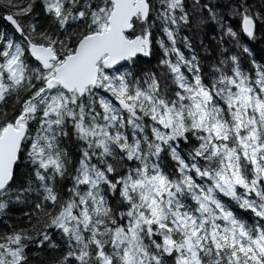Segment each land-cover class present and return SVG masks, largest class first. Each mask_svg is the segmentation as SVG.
<instances>
[{
    "label": "snow or ice",
    "instance_id": "obj_1",
    "mask_svg": "<svg viewBox=\"0 0 264 264\" xmlns=\"http://www.w3.org/2000/svg\"><path fill=\"white\" fill-rule=\"evenodd\" d=\"M0 264H264V0H0Z\"/></svg>",
    "mask_w": 264,
    "mask_h": 264
}]
</instances>
